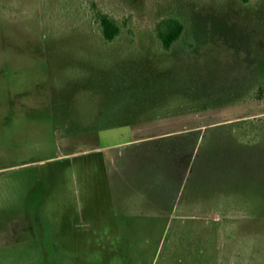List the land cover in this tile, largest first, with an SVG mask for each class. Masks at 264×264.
<instances>
[{
	"label": "rangeland",
	"instance_id": "obj_1",
	"mask_svg": "<svg viewBox=\"0 0 264 264\" xmlns=\"http://www.w3.org/2000/svg\"><path fill=\"white\" fill-rule=\"evenodd\" d=\"M0 264H264V0H0Z\"/></svg>",
	"mask_w": 264,
	"mask_h": 264
},
{
	"label": "trees",
	"instance_id": "obj_2",
	"mask_svg": "<svg viewBox=\"0 0 264 264\" xmlns=\"http://www.w3.org/2000/svg\"><path fill=\"white\" fill-rule=\"evenodd\" d=\"M97 18L103 39L107 42L114 41L120 35L119 25L107 14L99 13ZM183 32V23L174 17L162 19L155 26L156 40L164 51H169L176 43H178Z\"/></svg>",
	"mask_w": 264,
	"mask_h": 264
}]
</instances>
